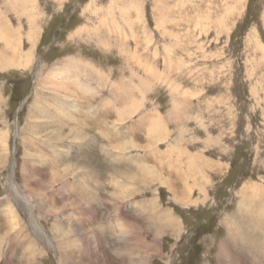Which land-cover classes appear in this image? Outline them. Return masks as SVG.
Here are the masks:
<instances>
[{
	"label": "rangeland",
	"instance_id": "1",
	"mask_svg": "<svg viewBox=\"0 0 264 264\" xmlns=\"http://www.w3.org/2000/svg\"><path fill=\"white\" fill-rule=\"evenodd\" d=\"M0 264H264V0H0Z\"/></svg>",
	"mask_w": 264,
	"mask_h": 264
},
{
	"label": "bare ground",
	"instance_id": "2",
	"mask_svg": "<svg viewBox=\"0 0 264 264\" xmlns=\"http://www.w3.org/2000/svg\"><path fill=\"white\" fill-rule=\"evenodd\" d=\"M128 44V43H127ZM52 77V76H51ZM62 83V82H61ZM63 84V83H62ZM61 84V85H62ZM12 165H13V163H12ZM12 170H13V166H11V173L10 174H12ZM13 181L11 182V185H12V188H13V190H14V192H15V195H16V198H17V202L19 203V205H21V207H22V205H23V207H25L26 209H27V211H29L30 212V215H31V222H32V224H34L35 225V228H36V230L39 232V233H42V234H44V231H41V227L35 222V219H34V216H33V207H32V205H31V201H30V199L27 197V195H25L24 193H23V191L18 187V185L16 184V182L14 181V179H13V177L11 178ZM10 179V180H11ZM249 201V200H248ZM250 203H252V201L250 202ZM249 204V203H248ZM34 206V205H33ZM250 206V205H249ZM250 208V207H249ZM249 219H251V218H253V216H249L248 217ZM254 219H252V222H254L253 221Z\"/></svg>",
	"mask_w": 264,
	"mask_h": 264
},
{
	"label": "water",
	"instance_id": "3",
	"mask_svg": "<svg viewBox=\"0 0 264 264\" xmlns=\"http://www.w3.org/2000/svg\"><path fill=\"white\" fill-rule=\"evenodd\" d=\"M23 105H24V103L21 104L20 106L22 107ZM21 107H20V108H21ZM20 108L17 109V115H18V112L20 111ZM14 165H15V158H14V160H13V171H14Z\"/></svg>",
	"mask_w": 264,
	"mask_h": 264
}]
</instances>
